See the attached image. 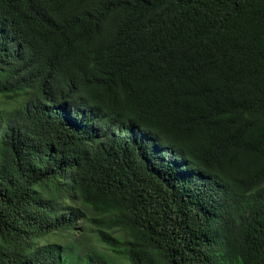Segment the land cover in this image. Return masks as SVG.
I'll return each instance as SVG.
<instances>
[{"label": "trees", "instance_id": "1", "mask_svg": "<svg viewBox=\"0 0 264 264\" xmlns=\"http://www.w3.org/2000/svg\"><path fill=\"white\" fill-rule=\"evenodd\" d=\"M0 264H264V0H0Z\"/></svg>", "mask_w": 264, "mask_h": 264}, {"label": "rangeland", "instance_id": "2", "mask_svg": "<svg viewBox=\"0 0 264 264\" xmlns=\"http://www.w3.org/2000/svg\"><path fill=\"white\" fill-rule=\"evenodd\" d=\"M64 240V239H63ZM63 240H61V241H63Z\"/></svg>", "mask_w": 264, "mask_h": 264}]
</instances>
